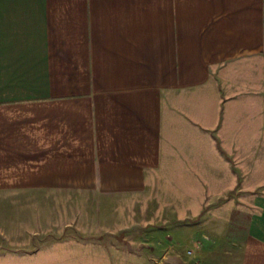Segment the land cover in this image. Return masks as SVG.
Returning <instances> with one entry per match:
<instances>
[{
    "label": "crops",
    "instance_id": "0c3cea01",
    "mask_svg": "<svg viewBox=\"0 0 264 264\" xmlns=\"http://www.w3.org/2000/svg\"><path fill=\"white\" fill-rule=\"evenodd\" d=\"M158 175L264 264V0H0V191Z\"/></svg>",
    "mask_w": 264,
    "mask_h": 264
},
{
    "label": "rangeland",
    "instance_id": "374dc122",
    "mask_svg": "<svg viewBox=\"0 0 264 264\" xmlns=\"http://www.w3.org/2000/svg\"><path fill=\"white\" fill-rule=\"evenodd\" d=\"M192 199L191 188L162 175L135 193L0 191V264H164L167 256L230 264L238 251L224 252L233 250L218 233L226 220L208 217V205Z\"/></svg>",
    "mask_w": 264,
    "mask_h": 264
},
{
    "label": "water",
    "instance_id": "95a60500",
    "mask_svg": "<svg viewBox=\"0 0 264 264\" xmlns=\"http://www.w3.org/2000/svg\"><path fill=\"white\" fill-rule=\"evenodd\" d=\"M165 260H167V261H174V262H176V264H182V263L179 261V259H177L176 257L167 256V257L165 258Z\"/></svg>",
    "mask_w": 264,
    "mask_h": 264
},
{
    "label": "built area",
    "instance_id": "2783aa9c",
    "mask_svg": "<svg viewBox=\"0 0 264 264\" xmlns=\"http://www.w3.org/2000/svg\"><path fill=\"white\" fill-rule=\"evenodd\" d=\"M190 253H191V251L188 250V251H187V254H190ZM184 264H189V262L184 261Z\"/></svg>",
    "mask_w": 264,
    "mask_h": 264
}]
</instances>
